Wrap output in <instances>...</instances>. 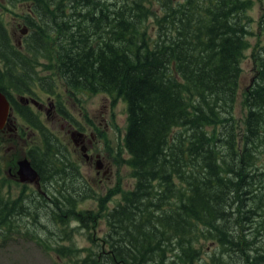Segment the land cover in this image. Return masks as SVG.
<instances>
[{"label": "trees", "instance_id": "1", "mask_svg": "<svg viewBox=\"0 0 264 264\" xmlns=\"http://www.w3.org/2000/svg\"><path fill=\"white\" fill-rule=\"evenodd\" d=\"M253 1L11 0L29 8L27 55L0 19V59L16 67L44 59L45 70L72 81L70 87L126 106L124 148L115 161L130 169L132 188L122 186L120 175L106 194L79 195L66 187L63 197L52 199L53 216L87 230L94 246L81 259L76 254L87 248L49 247L68 264H227L226 258L264 264V187L255 183L264 179V58L259 80L245 95L239 137L233 116ZM23 115L41 125L29 112ZM212 126L218 134L207 132ZM42 133L49 150L32 156L33 167L53 181L66 173V163L47 130ZM4 161L0 156V176ZM79 176L74 167L68 178ZM258 194L255 206L251 199ZM87 199L97 202L95 210L79 209ZM23 201L5 199L0 188V232L14 228L12 209L16 214ZM103 221L108 231L99 238L94 233ZM202 240L217 244V252L208 256Z\"/></svg>", "mask_w": 264, "mask_h": 264}, {"label": "rangeland", "instance_id": "2", "mask_svg": "<svg viewBox=\"0 0 264 264\" xmlns=\"http://www.w3.org/2000/svg\"><path fill=\"white\" fill-rule=\"evenodd\" d=\"M178 2H184L185 0H175ZM11 0H0V19L6 24V27L12 31V28L16 25L17 20H21L23 16H26V6L22 3H17L13 5ZM157 12H162L161 5L158 3L156 6ZM247 19L251 22L247 26L248 37L247 42L249 43V47L244 51V58H242L240 62V88L238 91V98L233 110L234 116V125L235 131L234 133L237 136H241L244 132V120L247 116L246 107L244 106L245 95L249 92V88L252 87L260 77V62L264 58V0H254L251 4V8L248 10ZM147 24L149 26L150 32H154V20L148 19ZM58 77V76H57ZM111 105V107H109ZM104 106H108L107 113L105 115V119L110 130L106 131V129L101 126L103 129V136L101 137V141L99 143L100 149H104L105 152L109 151L110 155L106 156V162L111 167V174H106L104 178H96L94 176V181L89 182L91 193H108L110 189L116 188L118 185V179L121 175V184L124 188H132L134 185V180L130 177V169L126 165H120L115 161L116 152L122 147L124 148V137L126 135L127 128V113L125 103L120 101L116 105L113 104V101L110 97L99 95L96 97L90 96L86 98L83 107L84 111L87 112V115L95 117L97 119V123L101 124L104 122L101 112L104 109ZM23 120L19 121V123L23 127H27L29 123L24 122ZM88 126H92V124L88 121ZM52 126V124H50ZM49 125V126H50ZM50 126V128H51ZM56 130L60 129L58 124H55ZM58 132V131H57ZM207 132L210 133H219V129L215 126L208 127ZM3 142L0 145V156H3L5 159V172L7 168L15 165L18 159L23 156V145L12 146L10 144V139L8 135L1 134ZM69 139L65 142L67 143ZM261 144V143H260ZM261 151H264V144L262 146ZM28 149V148H27ZM26 149V150H27ZM260 150V149H259ZM69 151L73 153V155L77 158V160L71 159L72 161H76V164H79V168L81 164L78 161V155L74 152L73 146L69 145ZM229 153L228 149H224V154ZM123 158L127 159L128 155L126 152L123 154ZM48 162V161H46ZM259 163L264 165V152L260 156ZM52 168V165L50 166ZM95 167V166H94ZM88 169L85 167L82 168V172L86 178H92L93 172L96 171L95 168ZM95 173V172H94ZM264 173V171H263ZM6 179V176L4 177ZM63 182V180L59 177H56L52 182ZM256 185L264 187V179L258 178L255 179ZM51 184V188H53L54 184ZM68 186L77 187V191L81 192L82 190L79 187L78 183L67 181ZM75 183V184H74ZM86 184V182H85ZM22 188L16 185H9L6 190L2 191V196L7 199L8 196H12L14 199H17L19 194L22 191ZM51 191V190H50ZM32 189H29V194H31L34 199L36 198V205L33 203H29L27 201V195L24 196V204L23 206H18L14 210V215L10 217V221L12 223L9 231L0 232V264H68L71 263L69 258L64 255L59 256L57 252L54 250H50V248L57 247H70L74 246L80 249L87 248L86 252H81L76 254L77 258H83L88 254V250L90 247H94L90 242L88 231L82 228L77 227L76 223H72L69 226L63 225V223L59 222L53 216V208L46 206V204H51V201H45L38 194L34 193ZM262 194V193H260ZM65 194H61L59 197H63ZM32 198V197H31ZM121 196H117L112 199V201L108 202V208L112 209L115 206V202L119 201ZM33 199V198H32ZM259 200V194L255 199H251V203L255 206L257 201ZM39 201L43 204H38ZM261 203L264 207V198H262ZM43 206V207H42ZM42 207V208H41ZM80 210H95L97 208V202L93 199L83 200L78 204ZM264 209V208H263ZM71 221V220H70ZM251 225V224H250ZM251 227V226H250ZM108 228L106 223L103 221L98 226L97 231L94 233L95 236L99 238H104L107 233ZM259 242V238L257 239ZM200 247H202V251L207 252L208 256L212 255L214 252H217V244L213 245L210 241L202 240L200 242ZM225 260V259H224ZM227 264H236L235 260H227ZM74 264V263H73Z\"/></svg>", "mask_w": 264, "mask_h": 264}, {"label": "flooded vegetation", "instance_id": "3", "mask_svg": "<svg viewBox=\"0 0 264 264\" xmlns=\"http://www.w3.org/2000/svg\"><path fill=\"white\" fill-rule=\"evenodd\" d=\"M29 7V6H28ZM29 8L26 9L27 12ZM25 16L21 20H17L16 25L10 29L9 33L11 35L12 41L15 43L16 47L20 52H23L24 58L27 55V49L23 45L25 40L30 34V30L27 28V23L25 21ZM29 59V57L27 56ZM46 61L41 59L40 62H33L31 66L20 65L19 67L14 66L11 62H4L0 59V92L3 93L9 103H10V121L9 124L0 132L2 134L8 135L10 144L12 146L23 145V156H21L15 165L7 168L5 172V161L3 162V170L0 178L6 176L5 181L0 180L1 194L2 191L11 185H16L21 187L22 191L19 194V198L27 196V201L33 203L37 207L36 198L29 194V189L35 191L34 193L38 194L45 201H51V204H46L48 207H52V199L59 197V191L62 194H66L65 188L67 187V181L74 182L69 180V174H72L74 167H77L80 172V176L75 179V183L79 184L81 192L73 189L74 193L76 192L79 195H83L85 192H91L94 189L90 190L89 182L94 181V176L96 178L106 177V174H111V167L106 162V156L110 155V152H105L104 149H100L99 143L101 137L103 136V126L106 131H109V125L106 122L105 115L107 113L108 106H104V109L101 114L104 122L101 124L97 123V119L90 115H87V112H83L84 102L87 97L104 95L102 93H90L82 88H72L69 86L72 81H65L61 79L55 70H45ZM24 68H23V67ZM49 66V65H48ZM27 68V69H26ZM58 76V77H57ZM109 97V96H108ZM111 107V105H109ZM24 112H29L31 118H37L40 120L41 125L35 126L30 120L26 119L23 115ZM23 120L22 123L27 122L29 125L23 127L19 121ZM88 121L92 126H88ZM52 124V126L50 125ZM55 124L60 126L59 130H56ZM51 128H50V126ZM46 131L49 134L51 140L56 145L57 155L62 157L66 163V167L61 179L65 184H55L51 188L52 180L49 178H43L38 169V179L34 182H23L18 175L19 170V160L23 157H26L30 160L33 166L32 156H35L47 150L43 146V133ZM58 131V132H57ZM67 139V143L65 142ZM69 145L73 146L74 152L78 155V161L81 164H76L77 158L69 151ZM28 148V149H27ZM27 149V150H26ZM39 152V153H38ZM38 156V155H37ZM86 167L90 170L94 167L96 171L93 172V177L86 178L82 172V168ZM69 169V170H68ZM57 174L55 175L56 178ZM86 182V184H85ZM74 183V184H75ZM73 188L74 186H68ZM78 187V186H77ZM77 187H75L77 189ZM51 190V191H50ZM33 199H32V198ZM38 199V198H37ZM38 204L43 205L40 201ZM43 207V206H42ZM41 207V208H42Z\"/></svg>", "mask_w": 264, "mask_h": 264}, {"label": "water", "instance_id": "4", "mask_svg": "<svg viewBox=\"0 0 264 264\" xmlns=\"http://www.w3.org/2000/svg\"><path fill=\"white\" fill-rule=\"evenodd\" d=\"M9 122H11L10 103L7 97L0 92V130L4 129ZM18 165V175L23 182H34L38 179V173L28 158H21Z\"/></svg>", "mask_w": 264, "mask_h": 264}, {"label": "bare ground", "instance_id": "5", "mask_svg": "<svg viewBox=\"0 0 264 264\" xmlns=\"http://www.w3.org/2000/svg\"><path fill=\"white\" fill-rule=\"evenodd\" d=\"M69 170V169H68Z\"/></svg>", "mask_w": 264, "mask_h": 264}]
</instances>
